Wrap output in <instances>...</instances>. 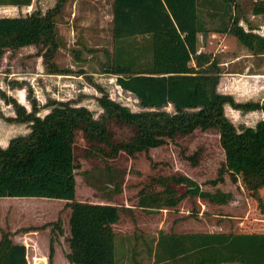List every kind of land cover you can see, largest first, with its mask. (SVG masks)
<instances>
[{
  "label": "trees",
  "instance_id": "1",
  "mask_svg": "<svg viewBox=\"0 0 264 264\" xmlns=\"http://www.w3.org/2000/svg\"><path fill=\"white\" fill-rule=\"evenodd\" d=\"M31 1L0 0V4L25 5ZM235 1L113 0V49L105 50L107 59L102 71L115 74L116 82L139 99L145 107L142 110H131L104 92L97 97L103 108L98 117L87 106L75 104L71 99L49 100L45 104L49 110L40 115L37 113L40 106L34 97L31 109L27 110L15 97L3 93L15 110V115L8 119L27 122L30 130L11 137L6 146H0V197L67 200L71 207V236L66 256L71 262L115 264L112 224L119 219L122 208H129L119 203L75 198L77 163L73 142L76 129H81L91 142L87 154L94 152L113 157L120 151L129 155L147 151L197 128H215L225 159L217 176L208 181H222L225 171L232 181L240 178L261 213L252 212L244 226L228 232L165 233L160 230L152 264H173L182 258H189V264L227 261L264 264V217L258 216L264 215V119L254 126L241 124L238 128L224 113V103L243 110L264 109V104L235 101L231 95L217 92L218 74L212 53L198 51L196 46L197 33L210 30L205 18L217 17L223 26L219 31L234 34L254 51L264 48V36L238 24L233 13ZM63 2L56 0L44 12L36 8L18 15H0V57L7 49L33 44L47 72L72 73V69L59 67L54 61L61 45L56 15ZM253 11L264 12V0L253 1ZM72 51L76 58H81L79 49ZM168 104L172 110L165 108ZM109 119L131 125L134 132L127 139L110 140ZM97 142H104L108 149ZM182 154L193 164L197 162L198 150ZM118 172L107 166L103 173L107 181L115 182V192L121 190ZM151 180L162 184V189H151L147 183L136 194V205L147 212L175 206L185 196L197 195L217 203H225L232 196L231 192L220 189H202L186 174L159 175ZM59 222L60 219L54 221L52 227L61 230ZM0 230V264H28L25 244L14 242L10 231ZM52 256L51 239L50 261Z\"/></svg>",
  "mask_w": 264,
  "mask_h": 264
},
{
  "label": "rangeland",
  "instance_id": "2",
  "mask_svg": "<svg viewBox=\"0 0 264 264\" xmlns=\"http://www.w3.org/2000/svg\"><path fill=\"white\" fill-rule=\"evenodd\" d=\"M32 4L34 9L38 8L42 12L48 8V4H40L38 1H33ZM16 6L0 4V15L22 14ZM18 6L20 7V5ZM80 14L78 13V15ZM96 14L93 13L90 21V24L95 27L89 26L87 29L76 27V23L70 22V12L68 11L63 10L56 15L57 33L61 45L54 56V61L59 67L72 69L70 74L47 72L45 63L38 55L35 45L5 50L0 57V120L11 121L7 114H15L13 104L7 102L3 93L6 96L15 97L18 102L26 105L27 110L31 109V99L34 97L40 106L37 112L40 115L49 110L45 105L49 100L71 99L75 104L86 105L92 110L93 115L98 117L103 108L97 97L104 92L110 98L127 105L131 110L145 108L132 92L123 89L116 82L114 74L102 71L103 63L107 59L105 50L112 51L113 40L108 22H103L100 27L93 22L97 19ZM74 20L76 21L77 18ZM216 22V20H212L208 26H218ZM73 48L80 50V59L76 58L72 51ZM89 48L92 49L89 50ZM81 70H84L85 73L80 72ZM8 105H10L9 109ZM165 108L173 109L169 104ZM18 124L16 123L17 126H19ZM107 124L109 138L112 141L127 139L134 132L131 125L119 123L115 119H109ZM240 125L237 124V127L239 128ZM75 132L73 150L77 163L74 170L76 199L114 198L119 204L132 207L130 212L126 207L120 210L117 220L119 228L116 225L119 231H147V229L154 231L158 220H164L167 224L172 219L182 221L183 225L191 228H197V223L200 220L207 222L205 227L202 226L203 228L217 229L214 222L218 223L224 220V218H218V214L234 215L238 221H241L238 225L240 227L244 226L245 220L251 218L252 212L261 213L257 201L250 196L240 178L237 181H232L229 173L225 171L222 181L216 183L208 181L217 176L218 168L225 159L223 148L219 142V134L215 128L206 130L197 128L190 134L177 135L173 140H168L167 143L157 147H151L147 151H138L134 155L120 151L113 157L99 153L94 154V152L87 154L86 150L91 142L85 138L81 129H76ZM97 143L108 149L104 142ZM195 150H198V155L197 162L193 164L189 159L183 157L182 152L192 154ZM107 166L115 169L116 172L120 171L118 172L121 189L119 192L113 191L115 182L107 181L103 175ZM117 169L119 170L117 171ZM171 174H186L195 179L202 189L210 191L220 189L231 192L232 196L225 203L212 202L197 195L185 196L175 206L162 207L152 212H147L136 205V194L143 185L148 183L151 189H162V184L152 182V177ZM106 182L108 184H105ZM178 188L182 189L181 186ZM10 198L17 197H0V226L3 230L9 227L7 224L10 215L5 211V206L11 205L9 203L12 202L8 200ZM58 201L61 200L51 199L50 204L59 205ZM132 211H136V213L133 214ZM258 216L264 217L262 214ZM226 219L232 221L228 216ZM53 227L52 229L55 231V227ZM50 264H53L52 260ZM231 264L242 263L233 261Z\"/></svg>",
  "mask_w": 264,
  "mask_h": 264
},
{
  "label": "crops",
  "instance_id": "3",
  "mask_svg": "<svg viewBox=\"0 0 264 264\" xmlns=\"http://www.w3.org/2000/svg\"><path fill=\"white\" fill-rule=\"evenodd\" d=\"M33 1H38L40 4H48L47 7L53 6L56 2V0H32L30 4L20 5V7L17 4L13 5H17L16 8H19L22 13H27L34 9ZM252 2L253 0H236L233 13L238 19V24L243 26L244 29L264 36V12H254ZM112 7L113 0H64L59 13L63 10L70 12V22L76 23V27L84 29L94 26L90 24L91 16L93 13H97V19L93 20V22L100 27L106 21L111 29ZM78 13L81 14L78 15ZM75 18H77L76 21L74 20ZM205 20L207 26L212 20H216L218 26H208L210 28L209 31L198 32L196 46L198 51L202 50L212 53L218 74L215 90L219 93L231 95L235 101L252 100L264 104V48L254 51L244 45L234 34L228 31H219L218 29L223 26L219 25L217 17L213 19L206 17ZM57 26L56 22V28ZM204 32H207V34L205 35ZM9 106H7L8 109L10 108ZM24 106L26 107V105ZM224 113L236 126L237 124L254 126L258 120L264 119L263 108L243 110L233 107L229 102L224 103ZM8 115L13 117L15 114L8 113L7 117H9ZM16 123H19V126ZM29 130L30 127L27 122L0 120V146H6L11 137L18 134H26ZM14 197L17 198L8 199L12 202L9 203L11 205L5 206V211L10 215L7 224L9 227L5 230L10 231V237L14 242L25 244L28 264H50L51 239L53 245L51 260L53 264H78L71 262L66 256V253L70 250L69 238L71 236L69 222L71 207L68 205V201L60 199L61 201H58L60 204L55 206L54 203L50 204V201L58 198ZM77 200L84 201L85 199ZM88 201L118 203L114 198L103 197ZM128 207L127 210L130 212L129 210H132L130 209L132 207ZM134 212L136 213V211ZM217 216H219L218 218H224L218 223L214 222L217 229L203 228L202 226H206L207 222L200 220L197 223V228H191L190 226H185V224L183 225L182 221H174L172 219L167 224L164 220H158L154 231H149L151 229H147V231H119L116 228V225L119 228L116 221L112 224L115 239V264H152L160 230L165 233L228 232L236 230L241 222L232 214H218ZM227 216L232 221H228L226 219ZM58 219H60L61 230L55 227L54 231L52 230L51 222ZM0 228L2 227L0 226ZM180 255H184V253ZM167 261L170 263V260ZM231 262L233 261H227L223 264H231ZM173 264H189V258L177 259Z\"/></svg>",
  "mask_w": 264,
  "mask_h": 264
},
{
  "label": "water",
  "instance_id": "4",
  "mask_svg": "<svg viewBox=\"0 0 264 264\" xmlns=\"http://www.w3.org/2000/svg\"><path fill=\"white\" fill-rule=\"evenodd\" d=\"M204 34L206 35V34H207V32H204Z\"/></svg>",
  "mask_w": 264,
  "mask_h": 264
},
{
  "label": "built area",
  "instance_id": "5",
  "mask_svg": "<svg viewBox=\"0 0 264 264\" xmlns=\"http://www.w3.org/2000/svg\"><path fill=\"white\" fill-rule=\"evenodd\" d=\"M253 1H255V0H253Z\"/></svg>",
  "mask_w": 264,
  "mask_h": 264
},
{
  "label": "bare ground",
  "instance_id": "6",
  "mask_svg": "<svg viewBox=\"0 0 264 264\" xmlns=\"http://www.w3.org/2000/svg\"><path fill=\"white\" fill-rule=\"evenodd\" d=\"M37 262V261H36Z\"/></svg>",
  "mask_w": 264,
  "mask_h": 264
}]
</instances>
